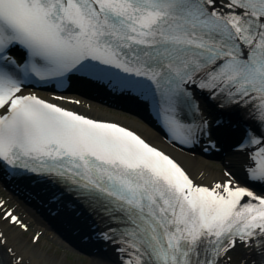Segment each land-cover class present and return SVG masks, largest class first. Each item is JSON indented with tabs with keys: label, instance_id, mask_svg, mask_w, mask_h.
<instances>
[{
	"label": "snow or ice",
	"instance_id": "obj_1",
	"mask_svg": "<svg viewBox=\"0 0 264 264\" xmlns=\"http://www.w3.org/2000/svg\"><path fill=\"white\" fill-rule=\"evenodd\" d=\"M112 68L159 97L161 121L181 143L209 134L202 115L184 118L200 112L190 86L221 107L247 106L256 127L239 143L248 179L264 183V0H0V162L74 185L119 220L129 264H229L238 241L264 258V196L231 172L197 184L129 128L24 90Z\"/></svg>",
	"mask_w": 264,
	"mask_h": 264
},
{
	"label": "bare ground",
	"instance_id": "obj_2",
	"mask_svg": "<svg viewBox=\"0 0 264 264\" xmlns=\"http://www.w3.org/2000/svg\"><path fill=\"white\" fill-rule=\"evenodd\" d=\"M77 100H83L80 96H76L73 94ZM67 105H72L70 102L66 101ZM75 106V105H74ZM110 112H113L114 115L119 116L121 119L126 121H130L134 124H141L142 121L133 114H129L128 112H121L116 109H110L106 106L103 107ZM91 113L104 116L105 113L96 109H90ZM149 132V131H148ZM148 137L159 147L168 150L167 145L157 136L148 134ZM176 157L185 165L187 170L189 171L192 178L200 185H207L210 186L215 182H220L223 180L224 176L216 174L213 170L209 169L207 165L199 160L194 159L192 156L187 154H179L174 153ZM220 164V163H217ZM0 233L4 234V238L6 243L0 246V250L6 255L9 259L10 264H15V260L17 258L22 257L21 264H63L62 262H55L49 255L45 252H39L38 245L33 243H26L22 240V234L24 233L21 229L18 230L15 225L11 224L8 220L3 219L2 215L0 214ZM50 236L53 233L48 232ZM56 240L58 239L54 236ZM13 249L15 256L8 253L7 249ZM114 251V252H113ZM110 251L108 258L111 264H123L122 261L125 258L124 254L120 251ZM124 256L121 259V256ZM228 255L231 257V261L229 264H256L257 254L255 252V247H245L243 244L238 243L237 246L231 250ZM98 260V259H97ZM113 262V263H112ZM103 260H98L93 264H102ZM107 264V263H103ZM257 264H264V263H257Z\"/></svg>",
	"mask_w": 264,
	"mask_h": 264
},
{
	"label": "rangeland",
	"instance_id": "obj_3",
	"mask_svg": "<svg viewBox=\"0 0 264 264\" xmlns=\"http://www.w3.org/2000/svg\"><path fill=\"white\" fill-rule=\"evenodd\" d=\"M85 114L91 115L90 113L84 112ZM92 116V115H91ZM98 118L105 119V120H112V121H117L120 123L124 124H129L132 127H134L136 130L140 132H144L142 129V125L140 124H132L130 121H126L124 119H121L118 116H114L112 114H106L104 116H100ZM144 124V123H142ZM207 167L211 170H213L214 173L216 174H221L220 170H218L216 167L212 165H207ZM18 230L19 227L15 226ZM40 231V229H37ZM35 231V230H34ZM34 231H24L22 234V240L23 242L25 241L26 243H33L38 245V251L39 252H45L49 255L50 258H52L55 262L63 263V264H92L88 260H84L83 258L80 257V255L72 252L71 250H68V248L62 246V244H59L58 242L50 239L49 237L46 236L44 233L37 241L35 239ZM37 233V232H36ZM35 233V234H36Z\"/></svg>",
	"mask_w": 264,
	"mask_h": 264
}]
</instances>
